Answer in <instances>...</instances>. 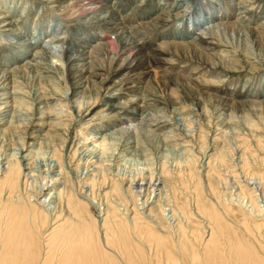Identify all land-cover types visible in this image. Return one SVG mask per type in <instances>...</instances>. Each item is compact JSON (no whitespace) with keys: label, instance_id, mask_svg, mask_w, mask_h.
<instances>
[{"label":"bare ground","instance_id":"1","mask_svg":"<svg viewBox=\"0 0 264 264\" xmlns=\"http://www.w3.org/2000/svg\"><path fill=\"white\" fill-rule=\"evenodd\" d=\"M52 1L55 2L54 7L62 8L64 9V12H75L77 10H81L83 12L77 16L79 22L75 25L76 27L74 26L71 29H69L66 25V27H64L66 29V33L74 32L73 37L67 36V39H64L65 37H60L58 40H54L50 37L46 40L52 42V44L61 43V46H67L64 47L66 49L65 51L63 50L64 53L62 55L65 65L62 67V65L57 64L59 62H56L54 66V63H50V60L46 61L47 59L43 62L38 61L40 56L41 58H43L42 55L47 57L45 56L46 52H51L49 46L44 49L41 45L40 46L44 49V51H36L39 54L36 56H33L34 54L31 56L29 52V55L26 54L27 51H21L19 54L10 58H0V64L4 62V65H9V67L0 66V124H3L0 126V148L5 144V139L9 136L8 134L16 136L19 143L17 151L21 154L27 152L30 147L42 144H52L53 146H57L58 144L56 141L61 139V132L63 129H66L63 126V121L59 123L55 121L46 122L45 120L43 121L42 118H39L37 122H29L27 125L25 124V127H22L23 121L20 122L21 119L17 117V106L21 104L18 101V95L16 92L19 83L17 79L19 78L21 80L20 77L24 73H27L28 70L30 72L36 71L37 74L40 73V75H38L40 77V81L47 80L46 77H53L56 70H67V79L71 90V96L76 98V100L86 101L85 103L89 104L85 110L81 108L78 110V113L85 120H91L101 113L102 110L99 108V102L95 101L92 103V101L96 95L100 96V92H102L104 102L103 106L106 110H108L107 113L121 114L124 116L122 123L126 122L125 125L111 131H109V129L113 127L112 124L95 129L93 133H95L96 136H99H93V138H97L96 140H98V142L99 139H101L100 145L102 146L108 143L107 140H110V142L113 141V139L121 141V139L123 137L125 138L126 135H129V133L130 137L132 130H136L137 125L128 123L129 121L137 119L141 120L151 111L160 109L159 107L162 105H177L179 101H177L174 97H164L162 96L163 94L160 95L158 92H155L156 90L152 89L153 81H163L165 78L168 79L169 82L181 86V90L186 95L184 97L188 100L190 98L198 105H202L203 98L214 99L217 102L219 112L223 115L229 114L230 117H235L236 114H255L254 116L257 117L264 114V83L261 87L258 86L257 88L247 87L246 85L248 83L243 85L239 84V82L232 88L224 85L221 88L218 87L216 89H210L206 87V82L203 81V84L202 81L198 79L199 76L194 79L192 75L187 74L188 72L183 71L186 70L185 68L188 65L182 64L187 63L192 68L193 63L196 64V62H199L206 67L205 69L208 68L209 70H215L214 68H216L217 70V68H222V71L250 70L251 72H258L264 70V19L262 20L264 15V5L256 7L257 2L260 3L263 0H241L240 2L234 4L226 3L224 5L226 8L220 7L219 9L215 7L209 8L208 5L204 7L200 4L194 10L196 14H199V16L204 15L203 19L216 17L215 20L217 22H214L213 25L209 27V33H225L227 31L238 33L239 38L241 37L240 35H242L246 36L247 40L253 41L259 51L258 55L254 54L253 51L250 50L246 52L243 51L242 53L235 51V53L229 56L217 54L218 51L215 46L216 44L211 40L212 37H204L202 34L200 35L198 33L193 34L191 28L187 26L189 23H185L182 30L181 28L179 29V26L175 22H179L181 20L185 21V17L190 14L191 11L186 9V7H191L187 5L189 0H174L172 3L165 4L164 1L166 0H153L151 7L145 11V14L138 18L143 29L137 30L140 25H138L139 23H136V16H132L133 19L130 20L132 25L131 28L133 30L135 29V34L137 33V36L139 37H135V39L127 37L126 32H130L131 30H128L127 26L124 25V22L128 21V19H126L128 17L124 16L122 18L117 14V12H115V10H113L112 2L114 0ZM145 1L146 0L142 2L135 1L130 5H127V2L126 5L128 8L137 10L142 8V4ZM121 5H124L123 2L114 3V6L118 9ZM250 5L251 7H249ZM16 11L17 9L11 8L8 10H1L0 22L3 23L0 25L4 26V28L6 27V32L13 30L14 34H16V36H18L25 45H31L34 42V39L32 38L34 35L32 36L30 32H23L22 34L15 32L16 29L14 27L16 26L17 19H13V16L16 14ZM226 13H229V15H226ZM229 19L233 20L228 21ZM10 26H13V28L7 29ZM95 30L98 33H95ZM102 30L107 35L115 32L120 35L122 43L120 44L119 53L114 52L110 46V41L106 40V37L104 38L100 35L101 33L99 32H102ZM80 31H82V34H78ZM87 37L91 40L90 43L87 41ZM215 50L217 53L214 52ZM97 53H102L104 58L110 57L109 53H115L116 56H114V59L108 58V61L99 60V56L97 57L96 55ZM59 57H61V55ZM153 70H160L164 73H168L167 70H173L174 72L173 74L168 73L169 75L161 74L158 77L155 76L157 79H153ZM167 75L168 77H166ZM16 82L18 83L16 84ZM193 83L196 84L201 91L193 89L191 86ZM125 84H128L127 89H122ZM114 89H118L119 93L112 92ZM142 92L144 96L146 95L148 97V99H122L126 98L124 94L138 93L140 95ZM48 95H50V93ZM42 97L43 98H40L41 100L39 103L43 104L44 107H46L45 110L48 111L50 108L49 98L52 99V96H49L48 98L46 95H42ZM28 100H26V102ZM45 110L41 111V114H43ZM46 113L47 112L44 114ZM45 116L47 119H52L49 112ZM17 132H20V134L17 135ZM118 135L120 136L118 137ZM89 138L90 137H86V139L90 140ZM124 140L125 143L123 145V151L131 150L126 151L129 154L131 152L134 153L135 151L136 155H143L147 161L145 165H141L139 175L130 179L132 183L127 189L132 192L133 195L135 191L133 192L132 185L134 183L138 185L137 187L141 188L143 185L140 184L146 183L145 180H150L152 184L155 185L154 190L156 191L161 183L160 181L162 176H165V178L172 177V174L165 166L160 172V177L157 176V174H154V172H152L153 164L151 162L152 159L150 158L151 155L148 154V150L146 149L147 147L144 148L141 145H133L135 141L131 138ZM23 141H25V143H22ZM96 146L97 144H95V147ZM60 147H55V151L59 152ZM105 148L107 151L108 147L106 146ZM223 153L225 152H221L217 158H215L214 163L215 161L223 163V156H225ZM29 156H24V159H27ZM213 157V154L210 155V160L208 162L210 166L213 162ZM21 159L22 157L19 156L10 158L0 172V205L4 199L6 202L4 211L5 214L7 213V215H9V219L7 218L6 222H2L0 218V264H52V261L46 256L50 253L49 250L45 255L46 257H43V259L40 260L43 244L40 241L38 231L44 224L47 225L45 221L48 220V216H50L49 220L51 223L48 227L46 226L47 229H44V231L51 230L50 234L53 233L55 238H52V240L51 238H48L50 234L48 235L47 233L48 236L44 234L43 237L48 238L50 247L48 248V246H46L48 244V240L46 241L47 244L44 242V245L50 250L54 247L56 249L58 245L60 246V244L64 245V250L62 249L63 252L61 254V258L58 259L59 262L57 264H133L134 259L138 256L143 258V246L141 245L143 241L154 244L156 249L166 248L168 246L169 241L167 242V240H170L169 238H171V235L167 234L168 231H166L163 226L159 224L157 220L160 221V219H157V215H155V213V216H152L151 213L150 215L153 218L156 217L154 218L156 225L153 224V227L157 230L142 222L139 213H133V216L130 218H121L115 210L116 206L112 203H108V209L110 207L111 210L108 211L107 209L106 214H102L103 217L101 220L95 219L97 220L95 224L94 220L92 221L91 213L88 210L89 204L93 202L89 199L92 195L86 192L87 186L92 185L91 182H89V184L88 182H85L83 186L85 189L83 188L84 190L82 189L80 191L81 194H85L84 197L75 195L71 188L69 189V187H67L68 185L66 183L68 182V177L62 164H59L58 169L56 168L58 171H56L55 174L50 175L52 178L50 177L48 180L46 179L45 182L54 181L55 185L58 183V186L54 185V189H57L55 193L57 194L58 201L65 204L67 217L62 218L60 217V214L55 215L51 213L50 210L44 208L43 204L46 202L45 198L41 201L37 194L34 195L35 197H29V195H26L27 192H17L19 191L21 184L24 185L25 188V184L29 183V179L27 177L33 175H30V172H25L28 168L22 167ZM135 159L136 158H134L133 161H135ZM189 161L190 162L188 163L187 168H190L191 166L192 171L189 172L185 170V172H187L185 174L193 179L196 174V160L191 158ZM258 162L261 167H264V160ZM149 171L150 174L146 175ZM206 176H208V178L212 176L210 174V169L207 171ZM62 179L63 181H61ZM92 180L94 179L92 178ZM140 180H143V182H139ZM45 182H43V184H45ZM49 185H51V183ZM246 186L251 188L255 197L257 196L255 200L251 201L254 203V206H256V204L260 202L259 197H264V170L262 173L251 174L248 180H246ZM197 190H199L197 191V193H199L197 194L199 210L205 216L209 215L212 220L216 221L217 225L216 228L214 227V229L209 232L207 243L202 245L196 244V247H193L192 244L190 246L187 243V240L189 239L186 238L188 236L185 234L184 235L186 237H182L179 240L174 237L173 244L179 251L176 253L184 257L183 259L179 258L182 261V264H224L225 262H229L233 254H225L224 250L226 248L223 249V247L219 245V240L221 239L219 237L222 235V231L227 227L226 222L224 221L225 217L223 219L220 218V216L223 217L224 214L221 212L223 215H219V212L216 211L215 205H207V202L202 199L203 192H201V189ZM17 193H20L21 195ZM49 194L50 193H48V195ZM108 195V192H106L105 196ZM87 196L88 198H86ZM146 203H149V201L147 200ZM38 206L43 207V210H46L48 215L44 211H39V209H37ZM150 209L153 210L152 207ZM0 211L2 213V209ZM258 213L259 215L262 214L260 209ZM173 215L175 216L174 213ZM161 217L162 215L160 218ZM169 217H172V215ZM3 219L6 220V218ZM163 219L165 220V217H163ZM60 220L63 221L59 222ZM94 226L96 229H94ZM195 227L196 226H191L190 228L191 232L194 234L198 231V228ZM183 229L184 228L181 229V233L185 232ZM218 231L219 234L222 232L219 237L217 236ZM190 237L192 238V236ZM194 239H196L197 242L196 236ZM258 245L259 247H256L258 250L249 249L244 247L240 242L236 241L226 250L233 252L238 257L244 259L247 264L249 263L248 260L251 258L253 259L254 264H264V251L262 252L261 250H264V247H262L264 242L258 243ZM255 246L256 245H253L254 248ZM254 250L257 251L255 252ZM168 257L174 259V254L168 255Z\"/></svg>","mask_w":264,"mask_h":264},{"label":"rangeland","instance_id":"2","mask_svg":"<svg viewBox=\"0 0 264 264\" xmlns=\"http://www.w3.org/2000/svg\"><path fill=\"white\" fill-rule=\"evenodd\" d=\"M135 1L142 2L144 0H114L112 2L113 10H115L120 17H128L126 18L128 21H125L124 25L131 31L126 32V35L127 37L133 39H135V37H139L137 36V33L135 34V29L133 30L131 28L132 25L130 20L136 16V23H139L138 18L146 13L145 11L151 7L153 0H146L142 4L141 9L134 10L133 8H128L127 5L133 4ZM240 1L241 0H189L187 5L191 7H186V9L191 11L190 14L185 17V21L181 20L175 23H177L179 29L181 28V30L184 28L183 25L185 23H189L187 26L191 28L193 34L198 33L200 35L202 34L204 37H212L211 40L215 42L218 53L216 50L214 52L217 54L229 56L235 53V51L242 53L243 51L246 52L250 50L253 51L254 54L258 55L259 51L254 45L255 43L247 40L246 36L240 35V39L238 33L229 31L225 33H209V27H211L214 22H217L215 20L216 17L203 19L204 15L199 16V14H196L194 11L200 4L204 7L208 5L209 8L215 7L219 9L220 7H224L226 3L234 4ZM115 2H123L124 5H121L118 9L114 6ZM127 2L128 4L126 5ZM172 2H174V0H166L164 1V4ZM54 3L55 2L52 0H0V11L5 9L8 10L9 8L17 9L16 14L13 16V19L16 18L18 23H16V26L14 27L16 29L15 32H19V34H22L23 32H30L32 36L34 35L32 37L34 42L31 44L33 46L25 45L22 43V40L14 34L13 30L6 32V27L4 28V26L0 25L1 59L5 57L10 58L19 54L21 51H27L26 54L29 52L31 56L33 54V56H36L38 51L43 52L44 49L49 46L51 52H46L45 56L47 57L42 55L43 58H41L40 56L38 61L43 62L47 59L46 61L50 60L49 62L54 63V66L56 62H59L57 64L62 65V67L65 65L62 55L66 49L64 47L67 46H61V43L52 44V42L46 40L50 37L54 40H58L60 37H65L64 39H67V36L73 37L74 32L66 33V29L64 27L67 26L71 29L77 25L79 22L77 16L83 12L81 10H77L75 12H64V9L54 7ZM257 4L256 7L264 5V0L260 3L257 2ZM249 7H251V5ZM226 15H229V13H226ZM263 19L264 15L262 17V20ZM231 20L233 19H229L228 21ZM1 23L3 22H0V24ZM138 25H140V27L137 30L143 29L141 23ZM10 28H13V26L8 27L7 29ZM96 32L97 31L95 30V33ZM99 33H101L100 35L102 37H106V40L110 41V46L114 52L119 53L120 44L122 43L120 35L116 32H111L112 34L109 33L107 35L103 32V30ZM78 34H82V31L78 32ZM87 41H89V43L91 42L88 37ZM59 54L61 57H59ZM109 54L108 55L111 58H104L102 53H97L96 55L97 57L99 56V60L107 61L109 59H114V56H116L115 53ZM182 64L188 65L185 68L186 70L183 71L188 72L187 74L192 75L194 79L199 76L198 79L202 81L203 84L206 82V87L210 89H216L218 87L221 88L224 85L232 88L239 82V84L243 85L248 83L246 85L247 87L257 88L258 86L261 87L264 83V70L258 72H251L250 70L222 71V68H217V70L216 68H214L215 70H209L208 68L205 69L206 67L199 62H196V64L193 63L194 66L192 65V68L187 63ZM0 66L9 67V65H4V62L0 64ZM167 72L169 74H173L174 71L167 70ZM168 73L161 72L160 70H153V79H157L155 76L158 77L161 74L166 75ZM38 75H40V73L37 74L36 71L30 72L28 70L27 73H24L20 77L21 80L19 78L17 79L19 83L16 82V84L18 83V91L16 90L18 101L21 103L17 106V117L21 119L20 122L23 121L22 127H25L29 122H37L39 118H42L43 121L45 120L46 122L55 121L59 123L63 121V126L66 129H63L64 131L62 130L61 139L56 141L58 144L57 146H53L52 144H42L30 147L27 152H24L25 155L24 153L21 154L17 151L19 143L16 136L8 134L9 136L5 139V144L0 148V172L10 158L19 156L22 157V167L28 168L25 172H30V175L33 174L27 177L29 179V183L25 184V188L24 185L21 184L19 187L20 189L17 192H27L26 195H29V197H33L37 194L41 201L45 198L46 202L43 204L45 209L47 208L55 215L60 214V217L62 218L67 217L65 204L58 201L57 194L55 193L57 189H54V181H47L48 183L45 182L46 179L48 180L51 177L50 175H53L56 171H58L56 168H59V164H62L68 177V182L66 183L68 185L67 187H69V189L71 188L75 195L84 197L85 194H81L80 191L84 188L83 186L85 182H88V184L91 182L92 185L87 186L86 192L91 194L93 197H89V199L93 202L89 204L88 210L91 213L92 221L94 220L95 224L97 220L102 219V214H106L108 203H112L116 206L115 210L121 218H130L133 216V213H139L141 221L146 225H150L151 228L155 230L157 229L153 227V224L156 225V222L154 221V218L156 217L153 218L152 216L157 215V219H160V221L157 220L159 224H161L163 228L168 231L167 234L171 235V238H169L170 240H167V242L169 241L168 246L166 248L156 249L154 244L143 241L141 243L143 246V252L141 249L143 258L138 256L134 259L133 264H182V261L179 258L183 259L184 257L176 253L179 251L173 244L174 237L179 240L182 237L188 236L186 237L189 239L187 240V243L190 246L192 244L193 247H196V244L202 245L207 243L209 232H211L214 227L216 228L217 225L215 220H212L209 215H206L207 217L209 216L207 218L199 210V203L197 199V194H199L197 191L199 190L197 189H201V192H203L202 199L207 202L206 204L212 206L215 205L216 211L219 212V215L222 213L224 214H222L223 217L220 216V218L223 219L225 217L224 221L226 222L227 227L222 231L223 233L221 232L222 235L221 233L219 234V231L217 232L218 237L221 235L219 237L221 238L219 240V245H221L223 249H227L232 243L237 241L246 248L258 250V248H256L257 246L259 247L258 243L264 242V197H259L260 202L256 204V208L254 203L251 201L255 200L257 196L255 197L251 188L246 186V180H248L251 174L262 173L264 170V167H261L258 162L264 160V114L257 117L254 116L255 114H236L235 117H230L229 114L223 115L219 112L217 102L214 99L203 98L202 105H198L190 98L188 100L184 97L186 95L181 90V86L169 82V80L165 78L163 81H153L152 89L156 90L155 92H158L160 95L163 94L162 96L164 97H174L180 103L178 102L177 105H162V108L159 107L160 109L153 110L149 114L146 113L147 115L145 114L146 116L142 118L144 120L137 119L129 121L128 123L137 125L136 130H132L131 136L129 137V133V135H126L128 138L125 136V138L123 137L121 141L118 139H113L111 142L110 140H107L108 143L105 145L103 144L105 147H108L106 151V148L100 145L101 139H99V142L96 140L97 138L95 137L99 135L96 136L95 133H93L94 130L99 127H105L109 124L113 125L109 131L115 130L116 128L118 129L126 123H122L124 116L121 114L107 113L108 110H106L103 106L104 102L102 92H100V96L96 95V97L93 98L92 103L95 101L99 102V108L102 110L101 113L91 120H85L78 113V110H80V108L85 110L89 104H86V101L76 100V98L71 96V90L67 79V70H56L53 77H46L47 80L44 81H40V77ZM168 75L166 77H168ZM127 85L128 84H125L122 89H127ZM191 86L193 89L201 91L196 84L193 83ZM19 91L23 93L21 94ZM112 92L119 93V90L114 89ZM49 93L50 95H48ZM42 95H46L48 98L49 96H52V99L49 98L50 108L48 111L45 110L46 107H44L43 104L39 103L41 100L40 98H43ZM124 96L126 98H122L123 100L137 98L148 99L146 95H143V92L140 93V95L138 93H134L124 94ZM26 100L28 101L26 102ZM43 110L47 113L49 112L52 119H47L45 116L47 113L44 114L45 112L41 114V111ZM2 125L3 124H0V126ZM16 134L19 135L20 132H17ZM93 136H95V139ZM119 136L120 135H118V137ZM86 137H90V140L86 139ZM129 138L135 141L133 145H141L144 148L147 147V152L151 155L150 158L152 159L151 162L153 164L152 172H154V174H157V176L160 177V172L164 166L167 167L168 171L172 174L171 178H165V176L161 177V185L159 184L156 191L154 190L155 185H153L150 180H145L147 184H140L143 185L141 188L137 187L138 185L134 183L132 185L133 192L135 191L134 195L127 189L132 183L130 179L139 175L141 165H145L147 162L143 155L138 156L135 151L130 154L126 151L131 150L123 151V145L125 143L124 139ZM117 140L118 144H121L118 145ZM22 143H25V141ZM109 143L112 144L110 145ZM95 144H97L98 147H95ZM58 146L61 147L59 152H56L55 147ZM221 152H225L223 153V155H225L223 156V163H219L217 161L214 163L215 158H217ZM212 154L214 157L210 166L208 162L210 160V155ZM27 155H30V158L27 157V159H24V156L26 157ZM134 158H136L135 161H133ZM191 158L196 160V174L193 179L185 174L187 173L185 170L189 172L192 171L191 166L190 168H187ZM209 169L212 176L208 178L206 175ZM149 174L150 171L146 175ZM179 175L182 176L180 177ZM92 178L94 180H92ZM61 181H63V179ZM43 182H45V184H43ZM139 182H143V180H140ZM50 183L51 185H49ZM55 186H58V183ZM106 192H108V196H105ZM20 193L17 194L21 195ZM48 193L50 194L48 195ZM86 198H88V196ZM147 200L149 203H146ZM4 202L5 201L3 199V202L0 205V210L2 209V213L0 211V218L2 222H6L7 218L9 219V215H7V213L5 214L4 211L6 204V202ZM150 206L153 210L150 209ZM44 208L41 206L37 207V209L41 212L44 211ZM259 209L262 213L260 215L258 213ZM110 210L111 209L109 207L108 211ZM44 212L47 213L46 210ZM198 212H201V215ZM161 215L162 217L160 218ZM170 215H172V217H169ZM49 217L50 216H48V220L45 221L47 225L44 224L38 231L40 241L43 244L40 260L47 256L52 261V264H57L59 262L58 259L61 258V254L64 250V245H58V249H55L54 246V248H52L53 250L48 249L50 247L48 238H55L53 233L50 234L51 230L44 231V229H47L48 225L51 223ZM163 217H165V220ZM3 218H6V220ZM61 221L63 220H60L59 222ZM191 226H196L198 228V231L195 234L191 232ZM182 228H184L183 230L185 232L181 233ZM94 229H96L95 226ZM47 233L50 235L48 236ZM44 234L48 236V238L43 237ZM193 235L196 236L197 242L196 239H194L195 236ZM190 236H192V238ZM46 241L49 243L47 244ZM44 242L47 244L46 246H48V248L44 245ZM253 245H256L255 248ZM262 247H264V245ZM226 249L224 250L225 254L233 255L232 258H230V261L225 262L224 264H247L244 259L238 257L233 252L227 251ZM48 250L50 253H48ZM257 250L254 251L256 252ZM261 250L262 252L264 251L263 249ZM170 252L171 254H174V259L168 257V255H171ZM46 253H48V255H46ZM248 262L253 263V259H249Z\"/></svg>","mask_w":264,"mask_h":264}]
</instances>
